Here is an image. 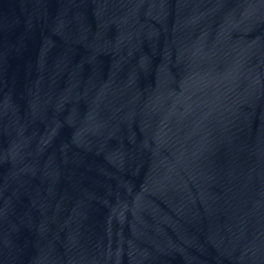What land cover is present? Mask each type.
<instances>
[{"label":"water","instance_id":"obj_1","mask_svg":"<svg viewBox=\"0 0 264 264\" xmlns=\"http://www.w3.org/2000/svg\"><path fill=\"white\" fill-rule=\"evenodd\" d=\"M0 264H264V0H0Z\"/></svg>","mask_w":264,"mask_h":264}]
</instances>
